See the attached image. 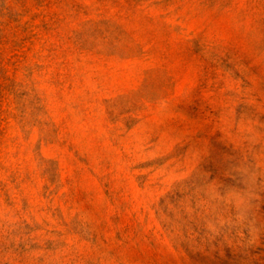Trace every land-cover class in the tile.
Wrapping results in <instances>:
<instances>
[{
  "label": "rangeland",
  "instance_id": "1",
  "mask_svg": "<svg viewBox=\"0 0 264 264\" xmlns=\"http://www.w3.org/2000/svg\"><path fill=\"white\" fill-rule=\"evenodd\" d=\"M0 264H264V0H0Z\"/></svg>",
  "mask_w": 264,
  "mask_h": 264
}]
</instances>
